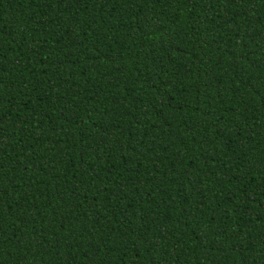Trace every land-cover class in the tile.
Returning a JSON list of instances; mask_svg holds the SVG:
<instances>
[{
  "label": "trees",
  "instance_id": "obj_1",
  "mask_svg": "<svg viewBox=\"0 0 264 264\" xmlns=\"http://www.w3.org/2000/svg\"><path fill=\"white\" fill-rule=\"evenodd\" d=\"M0 264H264V0H0Z\"/></svg>",
  "mask_w": 264,
  "mask_h": 264
}]
</instances>
